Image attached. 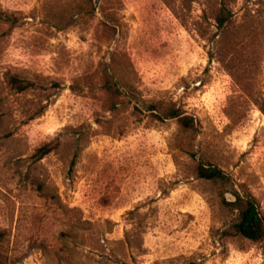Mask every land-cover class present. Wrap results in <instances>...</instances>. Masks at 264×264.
I'll list each match as a JSON object with an SVG mask.
<instances>
[{"label":"rangeland","instance_id":"rangeland-1","mask_svg":"<svg viewBox=\"0 0 264 264\" xmlns=\"http://www.w3.org/2000/svg\"><path fill=\"white\" fill-rule=\"evenodd\" d=\"M198 164L264 215V0H0V264H264Z\"/></svg>","mask_w":264,"mask_h":264},{"label":"trees","instance_id":"trees-1","mask_svg":"<svg viewBox=\"0 0 264 264\" xmlns=\"http://www.w3.org/2000/svg\"><path fill=\"white\" fill-rule=\"evenodd\" d=\"M231 12L223 5L217 11L215 18L217 27H223L229 20ZM114 87V85H109ZM27 89V86H22L20 91ZM116 89V88H115ZM118 92V90L116 89ZM149 111L154 112L155 106H150ZM160 120L176 119L181 129L189 131L194 129L193 118L184 115L179 109L174 107L167 108L162 115L152 114ZM49 150L45 149L39 157L48 154ZM196 176L198 179L215 183L222 190V205L237 213L236 221L227 229L226 233L230 237H240L251 242L257 243L264 240V215L260 212L258 204L254 197L249 193H239L234 188L232 178L218 167L198 164L196 166ZM229 193L233 196V201H226L224 195Z\"/></svg>","mask_w":264,"mask_h":264},{"label":"bare ground","instance_id":"bare-ground-1","mask_svg":"<svg viewBox=\"0 0 264 264\" xmlns=\"http://www.w3.org/2000/svg\"><path fill=\"white\" fill-rule=\"evenodd\" d=\"M140 4V3H139ZM138 5V4H137Z\"/></svg>","mask_w":264,"mask_h":264}]
</instances>
